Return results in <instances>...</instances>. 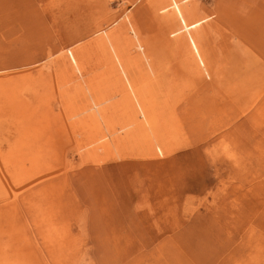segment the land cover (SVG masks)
<instances>
[{
	"label": "rangeland",
	"instance_id": "rangeland-1",
	"mask_svg": "<svg viewBox=\"0 0 264 264\" xmlns=\"http://www.w3.org/2000/svg\"><path fill=\"white\" fill-rule=\"evenodd\" d=\"M0 264H264V0H0Z\"/></svg>",
	"mask_w": 264,
	"mask_h": 264
},
{
	"label": "bare ground",
	"instance_id": "bare-ground-1",
	"mask_svg": "<svg viewBox=\"0 0 264 264\" xmlns=\"http://www.w3.org/2000/svg\"><path fill=\"white\" fill-rule=\"evenodd\" d=\"M138 45V44H137ZM135 46V45H134ZM113 48V47H112ZM114 59V58H113ZM124 72H126L125 70H124Z\"/></svg>",
	"mask_w": 264,
	"mask_h": 264
}]
</instances>
